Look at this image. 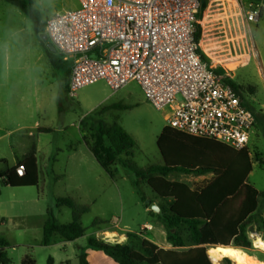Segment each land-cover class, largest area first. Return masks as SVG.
Listing matches in <instances>:
<instances>
[{
  "label": "rangeland",
  "instance_id": "rangeland-1",
  "mask_svg": "<svg viewBox=\"0 0 264 264\" xmlns=\"http://www.w3.org/2000/svg\"><path fill=\"white\" fill-rule=\"evenodd\" d=\"M205 1L207 7L203 17V46H221L224 51L225 45L230 43L232 54L237 58L227 63V67L233 71L225 77L243 87L242 99L256 113V126L245 149L237 151L225 144L192 137L172 129L166 121L165 111L157 110L136 83L113 92L105 82L100 81L83 87L75 97L70 96L65 89L62 114L67 118L68 124L71 121L80 124L85 131V139L90 144L100 121L109 124L118 121L136 141L133 160L140 168L168 165L215 169L204 175L172 173L167 178L170 183L188 186L196 193L197 201L216 200L227 204V209L222 210V213L229 215L230 220L218 219L213 228H204V225L203 230L201 229L203 247L210 249L233 246V237L239 232L237 222L241 219L242 222L245 221L257 211L261 204L260 193L264 191V1L261 18L257 23L249 22L245 16L250 0ZM33 2L34 7L42 13V22L55 13L79 7L78 0ZM32 30L33 22L26 14L0 0V46H12L10 59L5 58L3 52L0 53V77L9 74L11 84H16L18 90L20 88L18 96L26 98L30 97V70L34 62L29 53L30 41L36 39ZM53 55L60 58L56 52ZM15 94V90L5 93L0 91V128L6 132L12 131L0 137V161H5L0 162V171L21 156L20 143L24 141V132L18 129L23 122L21 115L7 103V96L16 98ZM114 103H121L126 107L100 112L102 107ZM56 119L55 125L61 124L59 114ZM81 121L83 122L80 123ZM39 140L62 149L66 146H80L72 127H68L67 133L41 135ZM29 142H36V139H30ZM81 151L79 157L83 156L85 161L83 169H76L72 165L67 168L62 155L55 166L47 169L45 182L38 189L12 188L0 179V214L5 220V224L0 227V237H4L9 243L7 252L13 264H20L25 252L24 247L19 244L36 238L37 229L33 226V216L47 214V211L52 210L59 222H72V211L68 207H57L58 197H71L79 204L89 206L90 211L82 217L86 234L78 242L77 250L73 246L61 253L52 249L57 264H81V254L87 256L89 264H118L105 252L88 243V239L95 234L96 227L92 224L96 219L105 221L98 226L113 230L100 231L101 240L117 243L121 236L119 227L140 232V225L147 219V212L133 186L134 176L117 163L115 166L118 175L113 180L87 149L82 146ZM141 190L147 201L153 200L157 206L163 202L145 182L141 183ZM37 195L42 197L40 202L34 201ZM199 205L205 217L206 213H216L213 209H204L200 203ZM262 217L264 219V207ZM262 223L260 218L257 219L254 229L248 233L252 248L240 249L260 263H264V249L257 247L255 242L259 238L264 241ZM183 234L187 237L188 233L184 230ZM130 239H133L134 244L138 236ZM37 254L38 264H47L49 253L45 250L38 251ZM65 256L68 261L62 263L60 260ZM221 264L234 262L227 258Z\"/></svg>",
  "mask_w": 264,
  "mask_h": 264
},
{
  "label": "built area",
  "instance_id": "built-area-1",
  "mask_svg": "<svg viewBox=\"0 0 264 264\" xmlns=\"http://www.w3.org/2000/svg\"><path fill=\"white\" fill-rule=\"evenodd\" d=\"M263 1L249 3V22H259ZM78 3L47 17L44 31L70 67V96L100 81L113 92L137 83L172 129L237 151L247 147L256 118L225 77L237 57L228 40L222 51L204 47L202 34L197 39L201 0Z\"/></svg>",
  "mask_w": 264,
  "mask_h": 264
},
{
  "label": "trees",
  "instance_id": "trees-1",
  "mask_svg": "<svg viewBox=\"0 0 264 264\" xmlns=\"http://www.w3.org/2000/svg\"><path fill=\"white\" fill-rule=\"evenodd\" d=\"M4 1L27 14L34 23L36 33H44L45 22L41 21L42 13L34 7L33 0ZM258 1L251 0L253 3ZM206 7V1L201 0V8L198 14L199 19H202ZM201 33L202 29L199 26L198 40L201 38ZM53 63L58 65L59 60L53 57ZM67 72L69 75L70 69ZM227 83L232 86L242 99L241 90L243 87L231 79H227ZM242 102L245 107L254 113L256 118V113L252 108L243 99ZM120 107L123 106H105L101 108L100 112ZM91 138V144L87 140L86 144L90 147L96 160L110 178H117L118 169L115 165L120 163L134 176L133 186L140 195L145 208H148L154 201H147L141 190V183L143 182L148 184L158 197L163 200L158 205L160 212L149 211V214L162 224L167 234V240L173 248L170 250L160 249L146 240H140V248L138 250L129 244H111L98 239H90V246L105 252L118 264H214L207 254V249L201 246L203 238L201 229L206 224V217L197 201L196 193L186 185L170 183L167 178L172 173L204 175L214 172L215 169L212 167L190 169L182 166L168 165H150L147 168H140L133 160L136 141L118 121L110 124L100 121ZM20 166L24 168L22 176L17 173V168ZM0 179L12 188L36 187L40 181V171L35 152H31L22 160H19L14 167L7 168L1 172ZM260 198L261 204L257 211L239 225V232L233 237V248H252V241L248 233L254 229V223L257 219L260 218L263 221L262 225L264 228V219L262 217L264 191L260 193ZM56 204L58 208L68 207L72 211V222L62 224L55 218L53 212L49 211V218L43 230L44 245H49L56 234L66 241L73 242L82 237L86 232V229L82 225V216L90 211L89 206L80 205L71 197H59L56 199ZM103 223L105 221L96 219L92 225L98 226ZM184 230L188 233L187 237L183 234ZM135 236L133 233L128 234V238ZM0 246V264H12V260L8 257L5 250L6 243L0 241ZM80 261L81 264H89L85 254L80 255ZM21 264H36V260L30 256H26ZM49 264H51V261Z\"/></svg>",
  "mask_w": 264,
  "mask_h": 264
},
{
  "label": "crops",
  "instance_id": "crops-1",
  "mask_svg": "<svg viewBox=\"0 0 264 264\" xmlns=\"http://www.w3.org/2000/svg\"><path fill=\"white\" fill-rule=\"evenodd\" d=\"M204 12H203V17H204ZM203 17L202 19H199L202 25L201 27L202 37L204 36L203 35L204 34V29H203L204 28V18ZM32 31L36 39L33 41H30V45H29L30 46L29 53L34 58V62L30 70L31 74H30V79H29L30 97L26 98V97L18 96V93L20 92V88L18 90V86H16V84L15 85L11 84L9 74L7 76L0 77V91L4 93L10 92V90L16 91L15 95L17 97L15 98V97H12V95H8L7 103L8 105L12 107V109L16 113H19L21 115V119L23 122H21L22 124L21 126H19L18 129L24 132V134L22 135L24 141L20 143L21 156L16 157V159L14 160V163L12 165H7L6 167L7 168L14 167L19 160H22L25 156H27L28 154L34 151L36 158H37L39 171H40V181L36 187H24V188H37L38 189L42 187L43 182H45V176L47 174V169L50 166L52 167L55 166V164H57V162L61 160L62 155L64 156L66 167L68 168L69 166L72 165L76 169H79V168L83 169L85 167L84 157L83 156L79 157V155L82 153L81 151L82 146L88 150L89 154H91L93 158H95V156L92 153L90 147L86 144L85 131L82 130V128L80 127V124L77 122H73V121H71L70 124H68L67 118L63 116L62 114L63 113V103H62L63 90L65 89L68 90V86H69L70 74L68 75V72H67L70 69L69 65H66V63L62 62L59 58L53 55V52H51L48 49L47 43L41 38L42 34H38L35 32L34 23H33ZM202 43H203V38H202ZM2 52L4 53L3 55L5 56V58L10 59L12 55V46L10 45L0 46V53ZM53 57L59 60L58 65H55L53 63ZM113 105H122L123 107H126L121 103H114L106 107H112ZM111 109H115V108H111ZM58 114H59V117L61 118V124L55 125V122L57 120L56 118H58ZM82 122L83 121H81L80 123ZM68 127L74 128L76 135H77L78 143H80V146L79 145L78 146H66L65 148L62 149L57 146H53L51 143H46V142L39 140L41 138V135L55 134L59 132L67 133ZM10 133H12V131L6 132L4 131V129L0 128V137H3ZM30 139H36V142L30 143L29 142ZM7 168H5V170ZM5 170L0 171V173ZM41 199H42L41 195H37V197L34 198V201L40 202ZM198 202L204 207V209L207 208V209H213L214 211H216V213L214 212H210L209 214L206 213V224L204 228H208L209 226L210 228L211 227L213 228V226L216 225L218 219H221L222 221L230 220L229 215L222 213V210L227 209V204L224 201H216V200L201 201L199 200ZM145 210L147 212V219L144 220L142 224L140 225V232H133L131 230H128L127 228L123 229L119 227L118 231L121 232L120 234L121 236H120V240L117 241V243L129 244L134 249L138 250L140 248V240H146L154 244L160 249H164V250L172 249L173 247L167 240V234L162 224L158 222L156 219H154L149 214L148 208H145ZM49 211H52V210H49ZM49 211H47V214H37L33 216L34 218L33 226H35L37 229L36 238L33 239V241L31 242L26 241V242H22L21 244H19L25 249V252H23L22 254L20 264L26 256H30L34 258L36 260V264H38L37 252L38 251L42 252L45 250L49 253L47 264H49L50 261H51V264H57L56 256L55 254H53L52 249H56L57 251H59V253H61L62 251L67 252L68 248L73 246L74 250H77L78 242L86 234L85 232V234L82 237L78 238L77 240L73 242L66 241L60 235L56 234L53 236L51 243L49 245H44L43 244V230H44V225L49 218V214H48ZM241 222H242V219L240 222L239 221L237 222L236 224L237 229ZM4 224H5L4 217L2 214H0V227ZM95 227H96L95 234L90 239L101 240L99 239L101 238V235L99 233L102 230L107 231V232H113V230H107L108 228H105V227L103 228L102 226H95ZM130 233H133L138 236V240H135L134 244H132L133 239L128 238V234ZM90 239H88V243ZM0 241H4L6 243L5 250L8 255V252H7V248L9 247L8 241L4 237H0ZM103 241L107 243H111V244H116V243L110 242L107 239ZM201 246H203V244H201ZM206 249L207 251H209L208 248ZM60 261L62 263L67 262L68 257L65 256Z\"/></svg>",
  "mask_w": 264,
  "mask_h": 264
},
{
  "label": "bare ground",
  "instance_id": "bare-ground-1",
  "mask_svg": "<svg viewBox=\"0 0 264 264\" xmlns=\"http://www.w3.org/2000/svg\"><path fill=\"white\" fill-rule=\"evenodd\" d=\"M255 245L261 250L264 249V241L260 238L257 239ZM208 255L214 264H221L225 258L231 259L234 264H264L242 250L233 247L218 246L210 248Z\"/></svg>",
  "mask_w": 264,
  "mask_h": 264
},
{
  "label": "water",
  "instance_id": "water-1",
  "mask_svg": "<svg viewBox=\"0 0 264 264\" xmlns=\"http://www.w3.org/2000/svg\"><path fill=\"white\" fill-rule=\"evenodd\" d=\"M41 38L47 43L48 49L51 52H55V47L51 43L48 42V37H47V35L45 33H43L41 35ZM148 209L151 210V211H154L156 213H159L160 212V208L157 206L156 203H152L151 206H149Z\"/></svg>",
  "mask_w": 264,
  "mask_h": 264
}]
</instances>
